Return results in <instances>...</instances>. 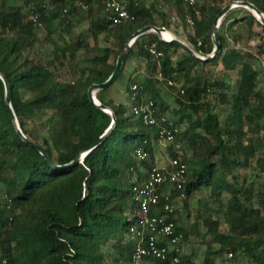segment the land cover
<instances>
[{
    "label": "trees",
    "instance_id": "1",
    "mask_svg": "<svg viewBox=\"0 0 264 264\" xmlns=\"http://www.w3.org/2000/svg\"><path fill=\"white\" fill-rule=\"evenodd\" d=\"M122 1L134 17L120 24L108 18L105 0L0 3V71L22 131L60 166L87 152L73 166H53L19 133L0 77V264H135L137 240L130 228L142 218L135 186L153 173L162 127L173 131L180 147L171 145V154L181 151L187 169L182 188L174 186L168 198L161 195L150 214L174 223L179 247L199 237L206 245L204 264L223 255L227 264H264V186L248 176V170L264 174V91L254 63L260 56L237 47L260 42L264 61V23L246 8L225 26L230 10L220 24L222 50L210 61L155 32L139 36L109 87L126 74L130 58L145 60V72L126 74L129 103L99 97L117 123L94 146L113 118L94 104L92 90L111 76L130 38L149 25L181 27L189 46L207 56L215 47L217 16L237 0H164L169 11L147 0ZM248 1L264 13V0ZM208 65L223 66L219 76L200 69ZM230 71L239 77L235 90ZM145 101L153 103L157 123L134 113L133 106ZM30 127L46 134L33 138ZM139 150L149 158L137 159ZM195 194L196 208L190 204ZM176 255L170 253L168 261L147 257L141 264H166ZM179 264L197 263L184 251Z\"/></svg>",
    "mask_w": 264,
    "mask_h": 264
},
{
    "label": "built area",
    "instance_id": "2",
    "mask_svg": "<svg viewBox=\"0 0 264 264\" xmlns=\"http://www.w3.org/2000/svg\"><path fill=\"white\" fill-rule=\"evenodd\" d=\"M185 1L189 4L196 2V0ZM82 7L83 9H87L88 6L86 3H83ZM105 12L114 24L123 23L134 17L129 12L127 4L122 0H105ZM152 51L155 55V61L160 65L159 56L161 55V52L157 51L155 44L152 46ZM199 55L206 57L202 54ZM170 84H172V82H170ZM137 88L138 85L135 84L133 89ZM152 105L153 103L151 101H145L134 105L133 111L146 123L154 124L157 123V119L154 115ZM177 131L178 129L176 128L175 132ZM158 142L165 146L167 144L172 145L176 143L173 131L166 127H162ZM174 150L176 151L175 148ZM136 157L139 160H144L148 159L149 155L148 153L139 150L136 153ZM186 169L187 165L182 159V152L178 151L177 156H173L172 154L168 155L167 160L161 161V163L157 160L153 173L150 175V179L145 183L135 186V190L138 191L137 198L141 204L142 214L139 225H134L130 228V237L137 240V248L133 255L135 264H141L147 257L160 258L163 261H168L169 254L174 251H177L178 255L170 258V261L166 264L180 263V257L183 254L184 247L178 246L180 237L173 236L174 223L167 222L166 216H152L150 212L152 206L158 204L161 195H165L168 198L174 186L177 185L178 188H182ZM165 208L169 211L173 210L170 205H166ZM148 234L151 235L148 236ZM233 257V254L230 253L229 258L232 259ZM228 264L234 263L232 260H229Z\"/></svg>",
    "mask_w": 264,
    "mask_h": 264
},
{
    "label": "rangeland",
    "instance_id": "3",
    "mask_svg": "<svg viewBox=\"0 0 264 264\" xmlns=\"http://www.w3.org/2000/svg\"><path fill=\"white\" fill-rule=\"evenodd\" d=\"M152 2L156 3L160 9H164V10H168L169 11V6L165 3L164 0H151ZM1 2H13V0H0ZM246 8H242V9H237L236 10H232L231 12L228 13L227 16V20H225V26H227V24L230 22L229 20L234 19L236 16H240L242 15L241 12L243 11L244 13H246V10H243ZM249 10V9H248ZM83 14H86V9H83ZM170 15H173L172 13H169ZM225 18V16H224ZM157 19L160 20V18L157 16ZM223 20V19H222ZM161 21V20H160ZM85 25H87V20L84 21ZM176 25H174L173 27H175ZM81 29H79L80 31ZM178 31H180V36H186L184 30L179 27ZM172 37V34L169 33ZM179 36V35H178ZM103 34H101L99 36L98 39L102 38ZM95 43H98V40H95ZM260 42L258 41H251L249 43L248 46H243L242 44H238L237 47L242 48V49H250L251 51H253L254 53L258 54L260 56V58L258 60H255L254 63L256 65V67L260 70V87L261 89L264 91V61L262 59V56L260 55L259 51H258V45ZM182 52V50H181ZM145 63L143 64L142 62H140V59H131L129 60L128 63V67L132 66V67H145L144 66ZM138 66V67H137ZM127 67V68H128ZM223 66H204V67H200V69L207 75H213L214 77L219 76L221 70ZM127 70V69H126ZM231 81H233V86L235 87L236 84L235 82L238 80L237 75L234 73H231ZM235 80V81H234ZM232 84V82H231ZM126 86H127V75L125 73H123L119 79L116 81V83L114 85H112L111 87L105 89V90H101L97 93L98 98H104V99H108L111 98L113 99L116 103L121 102V103H129L130 102V98H129V94L126 91ZM163 93L166 95V90L163 91ZM221 109V108H220ZM224 109H226V107H224ZM31 131V135L33 138H38L41 137L43 135H45V131L38 129V128H34V127H30ZM173 147L178 150L180 147V144L174 143L172 144ZM154 150H155V160L159 161L161 163V161H165L167 160L168 155H171V145L167 144L166 146L163 144H160L158 141L155 142L154 144ZM164 163V162H163ZM248 176H249V182L254 184L257 187H261L264 186V174L261 176H256L254 174V172L252 171H248ZM166 191H168L167 189H165ZM199 195L200 194H195L192 199L190 200V204L192 207L196 208L198 207V202H199ZM182 206V203H181ZM193 222V220L188 221L187 225H190ZM183 247L185 249L186 253L192 254L195 262L197 264H204V256H205V251H206V245L203 244L200 241V238L197 236H190L189 239L187 241H185L183 243ZM216 248L219 247V245H215ZM215 264H227V260L225 259L224 255L221 258H218L217 262Z\"/></svg>",
    "mask_w": 264,
    "mask_h": 264
},
{
    "label": "water",
    "instance_id": "4",
    "mask_svg": "<svg viewBox=\"0 0 264 264\" xmlns=\"http://www.w3.org/2000/svg\"><path fill=\"white\" fill-rule=\"evenodd\" d=\"M235 7H245L247 9H249L262 23H264V13L256 6L254 5L252 2L248 1V0H237V1H232L231 3L227 4L222 11L219 13V15L217 16L216 19V23L214 25L213 31H212V39H213V43H214V50L212 51V53H210L209 55H207L206 57H202L200 56L192 47H190L187 43H185L184 41L177 39V38H166L164 37V33L168 32L166 27H161V26H157V25H149L144 27L143 29H140L139 31H137L131 38L130 40L127 42V44L125 45V48L122 50V52L120 53L117 63H116V67L113 71V73L111 74V76L103 83L96 85L93 90H92V99L94 104L103 109L104 111L108 112L112 118V124L109 127V129L104 133V135L94 144V146L98 145L99 143H101L107 136L108 134L113 130L114 126L117 123V115L116 113L106 104L102 103L100 101V99L97 96V93L101 90H105L107 89L119 76V74L122 71L123 65L127 59L128 56V52L130 47L132 46V44L135 42V40L148 32H155L158 34V36L166 41V42H177L178 44L181 45V47H183L185 50H187L190 54L195 55L197 57H199L200 59L204 60V61H210L212 59H214L215 57H217L221 50H222V44L220 41V24L222 22V19L224 18V16L233 8ZM0 77L4 80L5 85H6V103L8 108L10 109L11 115H12V119L15 122V125L19 131V133L21 134V136L27 140L31 145H33L34 147H36L44 156H46L47 159L50 160V162L53 164V166L55 167H59V168H66L69 166H73L79 162L82 161V159L85 157V155L87 154V152L79 155L75 160H73L72 162H70L69 164H65V165H57L56 163H54L49 155L47 154V152L45 151V149L39 145L38 143L32 141L31 139H29L26 134L22 131L19 121L17 119L16 113L13 109L12 106V101H11V90H10V85H9V81L7 79V77L0 71ZM93 146V147H94Z\"/></svg>",
    "mask_w": 264,
    "mask_h": 264
},
{
    "label": "crops",
    "instance_id": "5",
    "mask_svg": "<svg viewBox=\"0 0 264 264\" xmlns=\"http://www.w3.org/2000/svg\"><path fill=\"white\" fill-rule=\"evenodd\" d=\"M147 2L148 3H151L152 1L151 0H147ZM236 8L237 9H242V8H245V7H235V8H233L232 10H236ZM243 10H245V9H243ZM241 14H244V12L242 11L241 12ZM158 20V19H157ZM159 22H160V20H158ZM174 30L172 31H168L169 33H171L172 34V38H177V39H180V40H182V41H184L185 43H187L188 45H189V43L186 41V36L184 37V36H178V34H177V32H179L180 33V31H178V30H175V28H173ZM240 45V44H239ZM131 59H137V58H130L129 60H131ZM129 60H128V63H129ZM140 62H142L143 64L145 63L146 64V61L145 60H143V59H141L140 60ZM128 63H127V66H126V69L127 70H125V72H126V74L128 75V74H130L133 70H135V69H137L138 71H137V73L138 74H143L144 72H145V67L143 68V67H138V68H136V67H132V66H130V67H128ZM145 66V65H144ZM211 66H213V65H211ZM128 67V68H127ZM219 67V66H218ZM223 68V67H222ZM230 74L231 73H235L236 75H237V71H230L229 72ZM237 78H238V80H239V77L237 76ZM238 80L235 82V84H236V86L234 87L233 86V81H231L232 82V84H231V88H232V90H235L236 88H237V82H238ZM235 81V80H234ZM167 101L169 102V104L171 105V107L173 108V107H176L177 106V103H176V101H175V97L171 94V93H168L167 92ZM248 171H251V170H248ZM184 251H185V249H184ZM183 251V252H184Z\"/></svg>",
    "mask_w": 264,
    "mask_h": 264
},
{
    "label": "bare ground",
    "instance_id": "6",
    "mask_svg": "<svg viewBox=\"0 0 264 264\" xmlns=\"http://www.w3.org/2000/svg\"><path fill=\"white\" fill-rule=\"evenodd\" d=\"M164 37H166V38H168V39H169V38H172L171 35L169 34V32H165V33H164Z\"/></svg>",
    "mask_w": 264,
    "mask_h": 264
}]
</instances>
